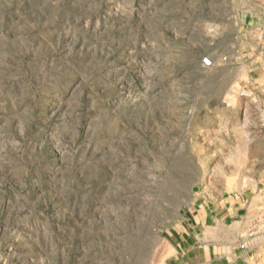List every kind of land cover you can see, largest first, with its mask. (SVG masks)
<instances>
[{
	"label": "rangeland",
	"instance_id": "obj_1",
	"mask_svg": "<svg viewBox=\"0 0 264 264\" xmlns=\"http://www.w3.org/2000/svg\"><path fill=\"white\" fill-rule=\"evenodd\" d=\"M182 230L264 264V0H0V264H177Z\"/></svg>",
	"mask_w": 264,
	"mask_h": 264
},
{
	"label": "crops",
	"instance_id": "obj_2",
	"mask_svg": "<svg viewBox=\"0 0 264 264\" xmlns=\"http://www.w3.org/2000/svg\"><path fill=\"white\" fill-rule=\"evenodd\" d=\"M196 216L197 215H194L193 218L198 225ZM221 219L223 218L221 217ZM191 237V232L182 230V238H178L179 242L175 245L178 254L176 257L177 264H221L220 260H216V256L212 254L207 244H202L203 242H194ZM240 260L242 261V259ZM240 260L237 256L235 264H237V262L241 263Z\"/></svg>",
	"mask_w": 264,
	"mask_h": 264
},
{
	"label": "built area",
	"instance_id": "obj_3",
	"mask_svg": "<svg viewBox=\"0 0 264 264\" xmlns=\"http://www.w3.org/2000/svg\"><path fill=\"white\" fill-rule=\"evenodd\" d=\"M203 64H204L205 66H210V65L212 64V61H211L210 58L205 57V58H203Z\"/></svg>",
	"mask_w": 264,
	"mask_h": 264
}]
</instances>
